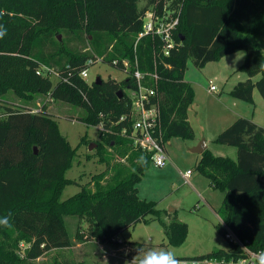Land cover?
Listing matches in <instances>:
<instances>
[{
    "label": "trees",
    "instance_id": "obj_1",
    "mask_svg": "<svg viewBox=\"0 0 264 264\" xmlns=\"http://www.w3.org/2000/svg\"><path fill=\"white\" fill-rule=\"evenodd\" d=\"M149 10L180 15L175 48L168 56L160 39L146 36L136 43ZM0 25L7 29L0 39V216L11 213L12 224L0 227V264H21L73 247L66 226L70 217L78 220L77 244H116L126 229L148 223L147 217L154 216L161 221L168 244L182 246L188 225L166 223L157 203L138 195V184L152 159L120 135L128 125L127 119L119 121L130 113L125 92L130 78L102 80L97 85L88 84L81 73L90 59L98 58L119 70L124 60L134 62L135 58L143 72L156 68L165 139L192 140L188 112L195 91L185 81L189 60L203 69L244 51L239 70L249 79L236 84L229 95L254 105L257 89L264 99L260 43L262 39L264 47V0H0ZM83 42L88 47L78 48L76 44ZM257 76L260 79L254 82ZM10 93L21 104L11 102ZM39 96L49 101L37 103L40 111L32 113L34 108L27 105ZM52 100L84 110L79 121L86 126L103 124L104 128L99 130L95 151L107 169L65 201L66 187L77 184L66 173L78 148H72L47 113V102ZM215 142L236 147L237 160L205 150L197 170L213 189L225 193L218 210L221 221L248 249H264V128L240 117ZM82 143L88 144L86 137ZM216 228L225 238L222 223ZM22 243L27 246L24 260L16 254ZM234 253L240 254V249L230 244L227 251L205 257Z\"/></svg>",
    "mask_w": 264,
    "mask_h": 264
},
{
    "label": "rangeland",
    "instance_id": "obj_2",
    "mask_svg": "<svg viewBox=\"0 0 264 264\" xmlns=\"http://www.w3.org/2000/svg\"><path fill=\"white\" fill-rule=\"evenodd\" d=\"M60 38L61 36L59 40ZM260 43L264 54L262 39ZM76 45L80 49H85L88 47V42ZM245 56L246 53L239 60L236 59V54L226 56L218 62L209 63L203 69L197 68L192 60L188 61L185 80L195 91V100L188 112L194 130V139L183 140L177 137L170 139V144L167 145L170 161L163 168L157 167L153 162L150 163L142 181L138 184L139 198L157 203V208L163 212L162 219L166 223L179 221L188 225V237L182 246H170L161 221L154 216H148V223H140L128 228L119 236V239L124 241V245L135 246L137 254L133 253L128 258L123 256L118 258L121 254L116 251L117 257H107L108 252L116 256L113 250L118 248L112 245L104 246V250L101 251L98 244H77L75 236L78 220L70 217L66 218V226L70 240L75 242L73 247L53 250L37 260L25 261L21 264H130L131 261L132 264H138L143 253L149 250H171L180 259L205 257L218 250L227 251L230 243L216 228L221 222V217L216 212L222 206L225 193L213 189L209 179L199 173L197 164L201 154L192 150L204 144L212 155L236 161L237 148L216 143V137L240 117L252 119L264 128V99L257 89L253 94L254 105L229 95L236 84L249 79L246 73L239 70ZM88 73V84L94 83L98 77L104 81L116 82L127 78V74L108 62H99L89 67ZM259 79L260 76H257L253 81L257 82ZM52 83L54 86L57 84L55 77ZM211 86L217 88L215 93L210 92ZM8 97L11 102H15L14 104H21V100L14 94L10 93ZM42 101H49V97L39 96L35 103L27 106L37 110L40 108L37 107V103L41 105ZM233 102L237 106L233 105ZM47 113L57 122L61 135L66 137L72 148H78L73 167L66 173V177L76 180L77 184L66 187L62 195V200L65 201L79 193L81 186L91 182L93 176L104 172L107 165L99 162V156L95 151L97 147L89 150L90 145L96 144L95 142L99 140L100 132L96 127L86 126L79 121V118L85 115L84 110L52 100L47 102ZM83 137L87 138L88 144L82 143ZM188 170L193 173L189 179L190 184H186L184 180ZM173 210L176 211L173 213ZM82 227L86 233L87 225L83 224ZM26 248L27 246L22 243L16 253L22 260L25 259Z\"/></svg>",
    "mask_w": 264,
    "mask_h": 264
},
{
    "label": "built area",
    "instance_id": "obj_3",
    "mask_svg": "<svg viewBox=\"0 0 264 264\" xmlns=\"http://www.w3.org/2000/svg\"><path fill=\"white\" fill-rule=\"evenodd\" d=\"M176 14V15H175ZM179 14L176 12H164L158 14L149 10L143 18V32L139 34L137 42L146 36L160 39L163 43L162 52L168 56L175 48L174 32L179 25ZM103 62L102 58L90 59L87 69L83 70L81 77L87 81L89 77V67ZM117 64V62H114ZM156 66V64H155ZM130 78L131 84L125 89L129 97L130 113L128 117L120 119L119 123L125 119L128 125L121 130V137L128 140L134 148L151 155L152 162L159 168H163L169 161L165 132L159 108L161 94L159 91V81L161 80L158 70L143 72L139 67V62L135 58L134 62L124 60L121 70ZM217 88L210 87V92L215 93ZM34 110L32 113H38ZM118 123V124H119ZM103 130V124L96 127ZM191 171L184 176L186 183H189ZM225 229V239L240 249V254H230L222 257H196L181 258V264H257L260 259L259 254L264 249L252 251L248 249L222 222ZM119 243L121 241H118Z\"/></svg>",
    "mask_w": 264,
    "mask_h": 264
},
{
    "label": "clouds",
    "instance_id": "obj_4",
    "mask_svg": "<svg viewBox=\"0 0 264 264\" xmlns=\"http://www.w3.org/2000/svg\"><path fill=\"white\" fill-rule=\"evenodd\" d=\"M5 35H7V29L4 28L3 25H0V39H3ZM244 55V52L238 51L236 53V59H242ZM141 162H143V157L141 158ZM10 216L11 213L0 216V227H12ZM220 223H222V221ZM259 257L260 259L257 261V264H264V252L260 253ZM130 264H132V261ZM139 264H181V261L176 256L175 252L171 250H149L143 253L142 258L139 260Z\"/></svg>",
    "mask_w": 264,
    "mask_h": 264
},
{
    "label": "crops",
    "instance_id": "obj_5",
    "mask_svg": "<svg viewBox=\"0 0 264 264\" xmlns=\"http://www.w3.org/2000/svg\"><path fill=\"white\" fill-rule=\"evenodd\" d=\"M233 55H235V54H233ZM186 81V80H185ZM233 105H236L237 106V104H234V102L232 103ZM228 118H229V116H228ZM188 120H189V123H190V125H191V122H190V119H189V115H188ZM234 120V119H233ZM233 120H232V122H233ZM259 125V124H258ZM170 144V141L168 142V144L167 145H169ZM201 145H203V144H201ZM200 145V146H201ZM195 149V148H194ZM193 149V150H194ZM192 150V151H193ZM168 152V151H167ZM169 161H170V158H169ZM188 171H190V170H188ZM187 171V172H188ZM193 175V173H191V175L189 176V179H190V177ZM188 179V180H189ZM184 180H185V178H184ZM185 183H186V180H185ZM186 184H190V181H189V183H186ZM176 210H173L172 212L174 213ZM217 214H218V212H216ZM118 241H121L120 243L118 242ZM117 243L116 244H110V245H112L113 247H115V248H118L117 250H113V252L115 253L116 251H118V253H119V255L121 254V256H118L116 253V256L115 255H113L112 256V254L110 253V252H108V254H107V257L108 256H110V257H117L118 256V258H128V257H130L133 253H135V254H137L136 252H137V249L135 248V246H133V245H124V241L123 240H121V239H117V241H116ZM87 245V244H98L99 245V249L101 250V251H103L104 250V246H110V245H103V244H99L98 242H96V241H88V242H85V243H82V245ZM131 244V243H130ZM80 245H78V247H79ZM110 248V247H109ZM136 250V251H135ZM106 252V251H105ZM123 256V257H122ZM138 264H139V262H138Z\"/></svg>",
    "mask_w": 264,
    "mask_h": 264
},
{
    "label": "water",
    "instance_id": "obj_6",
    "mask_svg": "<svg viewBox=\"0 0 264 264\" xmlns=\"http://www.w3.org/2000/svg\"><path fill=\"white\" fill-rule=\"evenodd\" d=\"M94 83L97 84V85H100L102 83V79L100 77H98V78H96ZM122 97H123V92L120 91L119 92V98H122ZM94 147H97V145L96 144H91L89 150L91 151ZM205 150H206V146L203 144V145L195 148L193 150V152L198 153V154H202ZM34 151H35V154H37V148L36 147L34 148Z\"/></svg>",
    "mask_w": 264,
    "mask_h": 264
}]
</instances>
